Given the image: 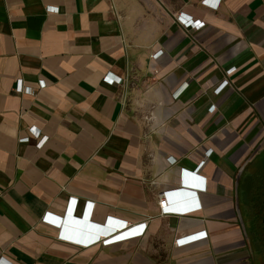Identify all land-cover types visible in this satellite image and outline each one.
<instances>
[{"label": "crops", "instance_id": "0c3cea01", "mask_svg": "<svg viewBox=\"0 0 264 264\" xmlns=\"http://www.w3.org/2000/svg\"><path fill=\"white\" fill-rule=\"evenodd\" d=\"M203 1L0 0V264H258L264 0ZM182 170L207 179L202 208L161 216ZM69 215L147 228L82 247L59 238Z\"/></svg>", "mask_w": 264, "mask_h": 264}, {"label": "built area", "instance_id": "2783aa9c", "mask_svg": "<svg viewBox=\"0 0 264 264\" xmlns=\"http://www.w3.org/2000/svg\"><path fill=\"white\" fill-rule=\"evenodd\" d=\"M204 5H208L214 8H218L220 2L218 0H205L203 1ZM178 20L182 24L185 29L191 30H200L205 26L204 22L201 21H194L191 17L185 16L183 14L178 16ZM163 54V50H159L152 55L153 60H158ZM235 68L230 69L227 74L230 76L233 72H235ZM105 80L109 83L113 84L114 82L122 83V79L114 77L112 75H107ZM229 85V81L225 80L221 83V85L216 89V92L221 91L223 88ZM18 92H31L32 90L29 88H23L21 86V81L19 82L17 89ZM211 112L216 110L215 106L211 107ZM30 132L40 137V132L35 128L32 127ZM27 140V139H26ZM47 140V137H43L38 145H42ZM172 163H175L174 159H171ZM181 177L183 182L186 179H190L194 182V188H198L199 190L205 191L207 189V179L203 176L189 173L185 170H182ZM172 193L170 191L163 192L161 194V198L159 201V209L161 216H168V215H191L201 210L202 206L199 201V197L197 196L196 192L190 200L184 205H173L172 203ZM174 200V199H173ZM175 202V201H174ZM146 224H139V225H132L125 221H121L116 218H108L106 221V225L104 226H95L92 230L93 233H88L87 236L81 238L82 235H72L65 231L63 227V231L59 232V238L65 241L73 242L82 247H89L94 245V243H100L103 246H110L122 242H126L132 239H136L141 237L144 232L146 231ZM107 233V234H105ZM208 237L207 231H200L197 233L185 235L182 237L177 238L175 244L177 247H185L187 245H191L202 241ZM0 263H3V260L0 259Z\"/></svg>", "mask_w": 264, "mask_h": 264}, {"label": "rangeland", "instance_id": "374dc122", "mask_svg": "<svg viewBox=\"0 0 264 264\" xmlns=\"http://www.w3.org/2000/svg\"><path fill=\"white\" fill-rule=\"evenodd\" d=\"M253 200L251 201V205L249 210L248 219V230L250 233V238L255 242L256 251L258 255V264H262L264 261V244L262 236V225H263V215H264V174L256 180V186L251 194Z\"/></svg>", "mask_w": 264, "mask_h": 264}, {"label": "water", "instance_id": "95a60500", "mask_svg": "<svg viewBox=\"0 0 264 264\" xmlns=\"http://www.w3.org/2000/svg\"><path fill=\"white\" fill-rule=\"evenodd\" d=\"M193 188H194V182L190 179H186L185 182L181 183L179 189H177L172 193V197L174 201L178 205L186 204L190 200V198L193 197L195 194V190ZM64 224L68 231L78 235L79 234L84 235L86 233H89L94 228V225L89 222L87 217L76 219L71 215H69L66 219H64ZM263 224H264V215H263ZM263 233H264V227H263Z\"/></svg>", "mask_w": 264, "mask_h": 264}, {"label": "flooded vegetation", "instance_id": "af4514ba", "mask_svg": "<svg viewBox=\"0 0 264 264\" xmlns=\"http://www.w3.org/2000/svg\"><path fill=\"white\" fill-rule=\"evenodd\" d=\"M263 227H264V224L262 225V228L261 229H263ZM262 236H263V239H264V233H263V230H262Z\"/></svg>", "mask_w": 264, "mask_h": 264}, {"label": "trees", "instance_id": "16d2710c", "mask_svg": "<svg viewBox=\"0 0 264 264\" xmlns=\"http://www.w3.org/2000/svg\"><path fill=\"white\" fill-rule=\"evenodd\" d=\"M261 241H263V243L262 244H264V239H262ZM264 246V245H263ZM263 263H264V261H263Z\"/></svg>", "mask_w": 264, "mask_h": 264}]
</instances>
